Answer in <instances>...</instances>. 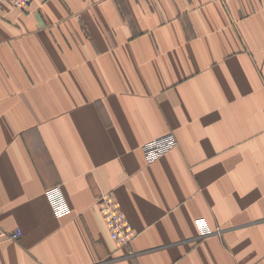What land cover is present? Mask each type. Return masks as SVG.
<instances>
[{
	"label": "crops",
	"instance_id": "1",
	"mask_svg": "<svg viewBox=\"0 0 264 264\" xmlns=\"http://www.w3.org/2000/svg\"><path fill=\"white\" fill-rule=\"evenodd\" d=\"M0 232V264H264V0H0Z\"/></svg>",
	"mask_w": 264,
	"mask_h": 264
},
{
	"label": "built area",
	"instance_id": "2",
	"mask_svg": "<svg viewBox=\"0 0 264 264\" xmlns=\"http://www.w3.org/2000/svg\"><path fill=\"white\" fill-rule=\"evenodd\" d=\"M7 1L15 8L22 10L28 8L34 0ZM175 146V137L166 133L142 144L141 150L146 161L153 162L163 157ZM45 196L54 216L63 217L69 214L70 207L60 186L56 185L47 189ZM98 211L110 240L119 245L127 244L132 238L133 232L119 202L111 194H104L98 200ZM195 225L201 236L211 232L203 218L195 219ZM20 235L21 233L17 231L12 234V237L17 238Z\"/></svg>",
	"mask_w": 264,
	"mask_h": 264
},
{
	"label": "rangeland",
	"instance_id": "3",
	"mask_svg": "<svg viewBox=\"0 0 264 264\" xmlns=\"http://www.w3.org/2000/svg\"><path fill=\"white\" fill-rule=\"evenodd\" d=\"M167 134H172L174 137H175V135L173 134V133H171V132H168ZM175 139H176V137H175ZM176 144H177V139H176ZM174 149V148H173ZM171 151V150H170ZM169 151V152H170ZM167 154V153H166ZM105 194H111L118 202H119V204L121 205V203H120V201L115 197V195H113L112 193H105ZM102 195H104V194H102ZM102 195H100L99 196V198L102 196ZM99 198H98V200H99ZM98 200H97V209H98ZM120 208H121V206H120ZM98 213H99V211H98ZM123 214L125 215V213H124V211H123ZM100 215V214H99ZM204 219V218H203ZM129 224H130V226H131V230H132V232H133V235H132V238L129 240V242L127 243V244H125V245H119V244H117V243H115V242H113L115 245H117V246H119V247H125V246H128L129 245V243L132 241V239L135 237V235H136V231H135V229H134V227L132 226V224L130 223V222H128ZM216 230L218 231V232H220V234L222 233V229L221 228H216ZM219 234V235H220Z\"/></svg>",
	"mask_w": 264,
	"mask_h": 264
},
{
	"label": "bare ground",
	"instance_id": "4",
	"mask_svg": "<svg viewBox=\"0 0 264 264\" xmlns=\"http://www.w3.org/2000/svg\"><path fill=\"white\" fill-rule=\"evenodd\" d=\"M122 210V209H121ZM52 211V210H51ZM71 211V210H70ZM123 212V211H122ZM53 213V212H52ZM69 214H70V212H69ZM69 214H67V215H69ZM67 215H65V216H63V217H66ZM126 217V216H125ZM57 218H62V217H57ZM127 219V218H126ZM128 220V219H127ZM129 222V221H128ZM210 229V228H209ZM213 233H217V234H219V232L216 230L215 232L214 231H212L211 230V232L210 233H208V234H206V235H202V237L203 236H208V235H211V234H213ZM1 236H4V233L3 232H0V237ZM21 236V235H20ZM19 236V237H20ZM201 236V235H200ZM19 237H17V238H19Z\"/></svg>",
	"mask_w": 264,
	"mask_h": 264
}]
</instances>
